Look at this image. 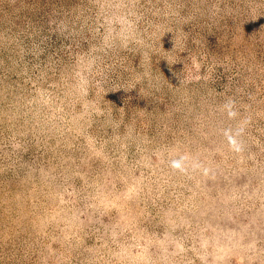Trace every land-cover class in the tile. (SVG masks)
Wrapping results in <instances>:
<instances>
[{"label": "rangeland", "instance_id": "rangeland-1", "mask_svg": "<svg viewBox=\"0 0 264 264\" xmlns=\"http://www.w3.org/2000/svg\"><path fill=\"white\" fill-rule=\"evenodd\" d=\"M0 264H264V0H0Z\"/></svg>", "mask_w": 264, "mask_h": 264}]
</instances>
